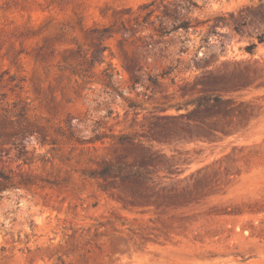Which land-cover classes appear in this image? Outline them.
<instances>
[{"label": "rangeland", "instance_id": "rangeland-1", "mask_svg": "<svg viewBox=\"0 0 264 264\" xmlns=\"http://www.w3.org/2000/svg\"><path fill=\"white\" fill-rule=\"evenodd\" d=\"M0 264H264V0H0Z\"/></svg>", "mask_w": 264, "mask_h": 264}]
</instances>
